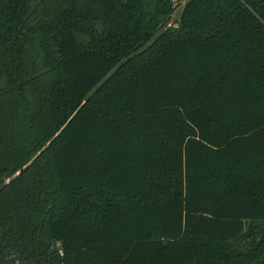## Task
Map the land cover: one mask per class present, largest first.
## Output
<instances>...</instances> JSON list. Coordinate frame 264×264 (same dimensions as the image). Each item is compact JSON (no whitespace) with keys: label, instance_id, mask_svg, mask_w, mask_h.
<instances>
[{"label":"trees","instance_id":"16d2710c","mask_svg":"<svg viewBox=\"0 0 264 264\" xmlns=\"http://www.w3.org/2000/svg\"><path fill=\"white\" fill-rule=\"evenodd\" d=\"M185 1L0 0V264H264V0Z\"/></svg>","mask_w":264,"mask_h":264},{"label":"rangeland","instance_id":"374dc122","mask_svg":"<svg viewBox=\"0 0 264 264\" xmlns=\"http://www.w3.org/2000/svg\"><path fill=\"white\" fill-rule=\"evenodd\" d=\"M185 4H186L185 0H172L173 13L170 16V20L168 24L164 27L163 30H166L171 25L176 26V23L180 17V14ZM19 174H21V170L17 173V175Z\"/></svg>","mask_w":264,"mask_h":264},{"label":"flooded vegetation","instance_id":"af4514ba","mask_svg":"<svg viewBox=\"0 0 264 264\" xmlns=\"http://www.w3.org/2000/svg\"><path fill=\"white\" fill-rule=\"evenodd\" d=\"M23 170H21V172H22ZM51 249L53 250L54 249V247H51Z\"/></svg>","mask_w":264,"mask_h":264}]
</instances>
